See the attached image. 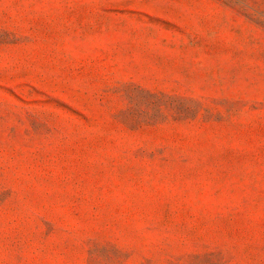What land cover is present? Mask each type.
Here are the masks:
<instances>
[{"label":"rangeland","instance_id":"374dc122","mask_svg":"<svg viewBox=\"0 0 264 264\" xmlns=\"http://www.w3.org/2000/svg\"><path fill=\"white\" fill-rule=\"evenodd\" d=\"M0 264H264V0H0Z\"/></svg>","mask_w":264,"mask_h":264}]
</instances>
